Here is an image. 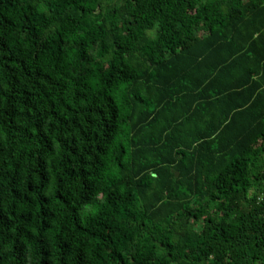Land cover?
Listing matches in <instances>:
<instances>
[{
  "label": "trees",
  "instance_id": "16d2710c",
  "mask_svg": "<svg viewBox=\"0 0 264 264\" xmlns=\"http://www.w3.org/2000/svg\"><path fill=\"white\" fill-rule=\"evenodd\" d=\"M0 264H264V0H0Z\"/></svg>",
  "mask_w": 264,
  "mask_h": 264
}]
</instances>
